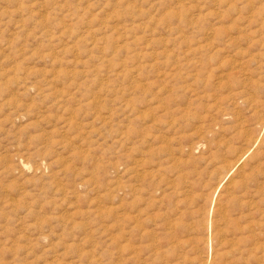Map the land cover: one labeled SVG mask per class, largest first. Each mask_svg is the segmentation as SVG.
I'll return each mask as SVG.
<instances>
[{
  "label": "rangeland",
  "instance_id": "obj_1",
  "mask_svg": "<svg viewBox=\"0 0 264 264\" xmlns=\"http://www.w3.org/2000/svg\"><path fill=\"white\" fill-rule=\"evenodd\" d=\"M0 264H264V0H0Z\"/></svg>",
  "mask_w": 264,
  "mask_h": 264
},
{
  "label": "bare ground",
  "instance_id": "obj_2",
  "mask_svg": "<svg viewBox=\"0 0 264 264\" xmlns=\"http://www.w3.org/2000/svg\"><path fill=\"white\" fill-rule=\"evenodd\" d=\"M262 133V132H261ZM261 136V135H260ZM255 140V139H254ZM258 141V140H257ZM240 153V152H239ZM242 161V160H241ZM236 167V166H235ZM210 237V236H209Z\"/></svg>",
  "mask_w": 264,
  "mask_h": 264
}]
</instances>
